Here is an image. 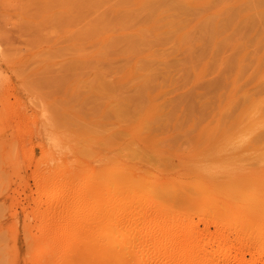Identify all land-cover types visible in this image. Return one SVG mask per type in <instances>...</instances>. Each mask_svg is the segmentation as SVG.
I'll list each match as a JSON object with an SVG mask.
<instances>
[{
  "label": "rangeland",
  "instance_id": "obj_1",
  "mask_svg": "<svg viewBox=\"0 0 264 264\" xmlns=\"http://www.w3.org/2000/svg\"><path fill=\"white\" fill-rule=\"evenodd\" d=\"M167 255L264 259V0H0V264Z\"/></svg>",
  "mask_w": 264,
  "mask_h": 264
},
{
  "label": "bare ground",
  "instance_id": "obj_2",
  "mask_svg": "<svg viewBox=\"0 0 264 264\" xmlns=\"http://www.w3.org/2000/svg\"><path fill=\"white\" fill-rule=\"evenodd\" d=\"M57 204V203H56ZM55 205V204H54ZM120 215V214H119ZM126 215V214H125ZM124 215V216H125ZM126 216H128V215H126ZM126 216H125V219H126ZM61 217V216H60ZM71 217V216H70ZM69 217V218H70ZM129 217V216H128ZM65 218V217H64ZM83 218V217H82ZM121 218H122V216H121ZM117 219H119V221H120V218H119V216L117 217H115V220L116 221H118ZM124 219V218H123ZM123 219H121V221L123 220ZM128 220V219H127ZM125 220V222H127L128 223V221L130 220ZM118 221V222H119ZM120 221V222H121ZM124 221V220H123ZM123 221H122V223H120V224H118V222H116V223H114L113 222V224H112V227L109 229V230H106L105 232H103V236H104V239L105 240H110L111 238H113L114 237V231L116 230V229H119V228H121V224H124L123 223ZM130 222V221H129ZM132 222V221H131ZM130 222V223H131ZM132 228H133V226H132ZM123 229V228H122ZM123 232V231H122ZM124 234H126V232H123ZM161 233V232H160ZM158 234H159V232H158ZM158 234H156L155 236H154V238H153V240L154 241H159L160 240V238H162V237H160V234L158 235ZM121 236H122V233L121 234H118V237H117V239H116V241L118 240V242H120V238H121ZM102 238V237H101ZM226 239V238H225ZM225 239H223V240H225ZM227 241V240H226ZM108 242V241H107ZM171 246V245H170ZM173 246V245H172ZM171 249V248H170ZM205 250V249H204ZM162 251V250H161ZM198 251V250H197ZM196 251V252H197ZM207 251V250H206ZM199 252H202V251H199ZM162 253V252H161ZM198 253V252H197ZM204 253V255L202 254V257H204L205 256V259H206V255L208 254L207 252H203ZM160 255V254H159ZM165 255V254H164ZM171 255V254H170ZM170 255H167L168 256V261L166 260V262H159L160 264H162V263H164V264H177V261L178 260H176V259H178V258H176V256H175V258H172V257H170ZM198 255V254H197ZM209 255V254H208ZM210 257V256H209ZM185 259L187 258V257H184ZM232 258V257H231ZM230 259V258H229ZM228 258H224L223 260H222V263H220V264H230V260H229ZM262 259V258H261ZM261 259H255L253 262H254V264H262L263 262L262 261H264V259H262V261H261ZM183 260V259H182ZM235 260V259H234ZM165 261V260H164ZM216 261H217V259H216ZM155 262V261H154ZM214 262V260H212L211 258L210 259H208L207 261H204V259L202 260V259H198V256H194L193 257V259H192V262H190V263H188V264H215V263H213ZM219 262H221V261H219ZM158 264V263H157ZM216 264H219L218 262L216 263Z\"/></svg>",
  "mask_w": 264,
  "mask_h": 264
}]
</instances>
